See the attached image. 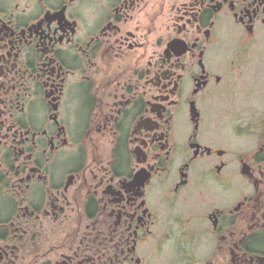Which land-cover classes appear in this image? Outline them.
<instances>
[{
    "label": "flooded vegetation",
    "instance_id": "flooded-vegetation-1",
    "mask_svg": "<svg viewBox=\"0 0 264 264\" xmlns=\"http://www.w3.org/2000/svg\"><path fill=\"white\" fill-rule=\"evenodd\" d=\"M0 264H264V0H0Z\"/></svg>",
    "mask_w": 264,
    "mask_h": 264
}]
</instances>
